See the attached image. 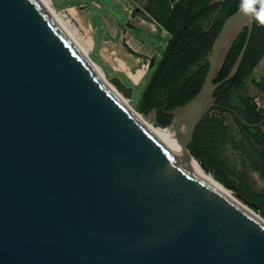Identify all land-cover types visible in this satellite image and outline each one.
Instances as JSON below:
<instances>
[{"label": "water", "instance_id": "obj_1", "mask_svg": "<svg viewBox=\"0 0 264 264\" xmlns=\"http://www.w3.org/2000/svg\"><path fill=\"white\" fill-rule=\"evenodd\" d=\"M254 26L255 0H242L199 92L169 112L165 104L186 150L220 108L215 94L238 74ZM227 109L249 128L264 125ZM0 264H264V222L115 96L43 0H0Z\"/></svg>", "mask_w": 264, "mask_h": 264}, {"label": "trees", "instance_id": "obj_2", "mask_svg": "<svg viewBox=\"0 0 264 264\" xmlns=\"http://www.w3.org/2000/svg\"><path fill=\"white\" fill-rule=\"evenodd\" d=\"M153 1L155 0H148L149 3ZM164 1L170 2L169 0ZM241 3L242 0H176L173 6H169L160 25L172 38L140 101L142 112L150 113L157 110V125L169 127L172 124L171 115L164 112L165 104H167L166 111L169 112L186 104L199 92L208 70V62L196 74L182 83L180 81L191 67L201 63L205 58H209L213 44L225 20L239 9ZM262 13H264V0H255V26L243 63L236 77L221 86L215 96L217 97V104L220 106L217 109L230 113L243 129L254 133V141L261 149H258V158L260 163L264 165V125L260 128H249L227 109L234 110L250 123L256 124L264 119L258 108L245 99H241L242 108L227 105L232 95L242 87L247 79L252 77L254 70L264 58V19L261 18ZM207 23L209 24L207 25ZM246 36L247 30L235 43L217 81L223 80L230 72L244 45ZM128 51L135 54L130 49ZM252 85L264 95V78L260 81L252 79ZM206 120L205 118L195 132L194 142L198 148L190 145L189 153L201 164L207 168L210 167L211 170L212 167L209 163L210 159H215L212 151L217 148L219 137L214 136L205 127ZM241 155H243L242 152ZM246 157L243 155L245 162L238 175L241 182L240 187L227 179L219 180L214 177L227 188L237 192L254 208L264 209V189L260 192L253 191L250 182V174L258 171V169L253 164H249Z\"/></svg>", "mask_w": 264, "mask_h": 264}, {"label": "rangeland", "instance_id": "obj_3", "mask_svg": "<svg viewBox=\"0 0 264 264\" xmlns=\"http://www.w3.org/2000/svg\"><path fill=\"white\" fill-rule=\"evenodd\" d=\"M54 8L61 16L70 22V24L77 29L78 33L86 38L92 39L93 50L91 53L92 59L98 63L106 73L107 79L118 89L119 87L112 82L115 77L120 78L123 83L132 90L131 97H127L123 92L122 94L127 97L131 105L148 120L157 124V110H153L150 113H144L141 110V99L151 81V78L161 63L162 57L169 44L168 37L164 40H160L153 35H146L142 31L129 29V31L136 36L141 42L147 43L154 47L156 53L155 64L153 68L149 69L151 59L153 57L142 58L140 63L137 60V54H131L122 40L123 30L127 24V13L123 6L117 3H112L107 0H50ZM146 0H144L145 2ZM155 0L153 2H137L133 7L127 4V7L134 12H142L144 17L152 23H160L163 17L167 14L169 6L171 7L176 0ZM223 1V0H219ZM104 8H110L114 12L122 16L118 25L115 19L110 21V13ZM147 13V14H145ZM215 20V19H212ZM209 23H207L208 25ZM118 34L120 39L117 41ZM105 51V52H104ZM124 60L128 66H130L132 72H136L138 69L144 70V76L137 84L129 77L125 70L118 68L117 60ZM208 57L201 63L191 67L180 81L181 83L196 74V72L208 62ZM145 65V66H144ZM147 66V67H146ZM148 68V69H147ZM259 70L264 74V60L259 65ZM120 90V89H119ZM121 91V90H120ZM241 99H245L257 108L264 106V95L261 94L252 85V77L247 79L242 87H240L235 94L232 95L229 100L228 106L235 108H242ZM205 127L214 136L219 137V144L217 148L213 149V157L210 159V166L212 167L209 172L212 173L217 179H227L234 182L237 187L241 186L240 178L238 177L240 170L243 168L245 158L249 164H253L258 171L250 174V182L253 186V191L260 192L264 189V165L260 163L258 158V149L260 147L254 141V133L248 132L241 127L239 122L233 115L220 109H214L206 117ZM169 128L176 133L174 121ZM194 148H198L194 142L189 144ZM241 152L243 155H241ZM236 197L254 210L258 215L264 217L263 208H254L251 204H248L239 194L233 191Z\"/></svg>", "mask_w": 264, "mask_h": 264}, {"label": "bare ground", "instance_id": "obj_4", "mask_svg": "<svg viewBox=\"0 0 264 264\" xmlns=\"http://www.w3.org/2000/svg\"><path fill=\"white\" fill-rule=\"evenodd\" d=\"M44 3L47 5L65 34L68 36V38L72 41V43L78 48V50L84 55L85 58L89 60L93 68L96 70V72L102 77V79L107 83L108 87L112 90V92L115 94V96L125 105L130 107L137 115L138 117L153 131V133L160 139V141L178 158L184 159L186 161L192 162L198 166L199 172L201 175L206 178L208 181L213 183L217 188H219L221 191L229 195L231 198L236 200L238 203H240L242 206H244L247 210H249L251 213H253L255 216H257L259 219H261L264 222V217L258 215L254 210H252L250 207H248L246 204H244L242 201H240L234 192L227 188L224 184H222L219 180H217L212 173L207 171L200 161H198L194 156H191L189 151L186 150L180 142V137L174 133L169 127H161L152 121L148 120L144 115L139 113L132 105L130 100L125 97L122 92L111 82L108 81L107 76L103 68L96 63L92 57L91 53L93 50V41L92 39H86L82 37L77 29H75L69 21L65 20L60 13L57 12V10L54 8L50 0H43ZM105 52V51H104ZM118 68L125 70L129 77L135 82L138 83L142 76L144 75V70L138 69L136 72H132L131 69L128 67V64L121 59L117 60Z\"/></svg>", "mask_w": 264, "mask_h": 264}, {"label": "crops", "instance_id": "obj_5", "mask_svg": "<svg viewBox=\"0 0 264 264\" xmlns=\"http://www.w3.org/2000/svg\"><path fill=\"white\" fill-rule=\"evenodd\" d=\"M141 1L143 3L148 2V0H146L145 2H144V0H112L111 2L112 3H117L118 5L123 6L125 12L127 13V16H126L127 24H129L131 26L130 29H134V30H137V31L140 30L144 34L153 35L154 37H156V38H158L160 40H164L165 37H168V39L170 41L172 36L165 29L162 28L160 23H158V22L152 23V22L148 21V19L146 17H144L142 12L137 11V12L133 13V11L130 10V8L127 7V4H129L131 7H133L135 4H137V2H141ZM145 14H147V13H145ZM114 19H115V21H116V23L118 25H121L120 22H118L115 17H114ZM106 23H111V19H110V21L109 20L106 21ZM122 40L124 42V45L128 49L132 50L134 53L139 55L137 57V60H138L139 63L141 61H143V59H142L143 57H146V58L147 57H153L154 58L156 56V53L154 51L155 50L154 47H152L151 45H149L147 43L141 42L136 36H134L129 31V29H127L126 33L122 34ZM263 60H264V58L262 59V61ZM259 65H258V67H259ZM128 67L131 68L130 66H128ZM258 67L254 70V73L252 75V79L260 81L261 79L264 78V74H262L260 72Z\"/></svg>", "mask_w": 264, "mask_h": 264}, {"label": "snow or ice", "instance_id": "obj_6", "mask_svg": "<svg viewBox=\"0 0 264 264\" xmlns=\"http://www.w3.org/2000/svg\"><path fill=\"white\" fill-rule=\"evenodd\" d=\"M245 7L250 8V7H251V4L246 3V4H245ZM261 18L264 19V13L261 14Z\"/></svg>", "mask_w": 264, "mask_h": 264}, {"label": "built area", "instance_id": "obj_7", "mask_svg": "<svg viewBox=\"0 0 264 264\" xmlns=\"http://www.w3.org/2000/svg\"><path fill=\"white\" fill-rule=\"evenodd\" d=\"M145 66V65H144ZM147 67V66H146ZM148 69V68H147ZM259 105V107H260V104H258Z\"/></svg>", "mask_w": 264, "mask_h": 264}]
</instances>
